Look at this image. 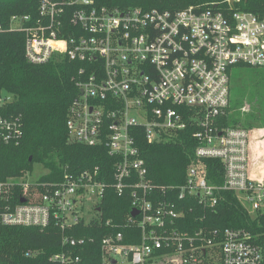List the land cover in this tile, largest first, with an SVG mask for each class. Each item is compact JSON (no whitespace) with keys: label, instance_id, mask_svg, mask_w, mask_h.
Instances as JSON below:
<instances>
[{"label":"built area","instance_id":"2783aa9c","mask_svg":"<svg viewBox=\"0 0 264 264\" xmlns=\"http://www.w3.org/2000/svg\"><path fill=\"white\" fill-rule=\"evenodd\" d=\"M9 28L23 34L28 63L46 64L58 55L83 65L73 78L78 93L66 121L69 138L103 146L116 160L112 189L120 196L129 187L131 211H137L124 228L139 231L137 243L125 242L131 231L103 237L102 264L262 263L259 233L227 228L190 236L176 230L181 213L167 197L171 188L147 179L130 129L142 128L148 144L174 142L186 131L194 139L184 183L175 188L179 199L195 197L213 208L220 191L232 192L252 220L264 218V147L252 154L249 131L221 123L229 114L231 68L264 69V16L225 13L216 5L122 10L102 0H38L36 17L13 16ZM10 101L0 92V144L18 145L22 120L6 114ZM207 160L222 167L219 186L208 183ZM25 174V180L0 182V226L42 230L53 223L64 233L66 250L50 261L78 262L71 250L92 239L65 232L99 222L106 183L97 179L98 168L56 182Z\"/></svg>","mask_w":264,"mask_h":264},{"label":"trees","instance_id":"16d2710c","mask_svg":"<svg viewBox=\"0 0 264 264\" xmlns=\"http://www.w3.org/2000/svg\"><path fill=\"white\" fill-rule=\"evenodd\" d=\"M102 5L122 10L140 7L168 11L216 5L225 13L238 10L264 16V0H240L233 5L228 0H102ZM37 7L38 0H0V92L11 97L6 114L19 115L23 126L18 145L0 144V182L19 178L24 173L30 175L35 164L46 171L38 182L62 181L67 176L98 168L97 179L106 183L104 196L98 204L99 222L79 223L67 230L65 235L92 239L84 246L71 250L72 256L79 257L78 262L71 264H102L100 241L103 237L131 231L133 237L126 236L125 242L138 241L139 231L136 228H124L131 211L132 190L128 187L118 196L112 189L116 160L108 155L103 146L88 147L69 138L66 121L78 93L73 78L83 65L58 55L42 65L26 61L24 36L10 29L9 21L13 16L34 18ZM259 119L256 118L257 121ZM227 120L224 118L221 123L224 126L238 125L236 120L231 125ZM255 123L248 124L247 128H252ZM130 134L144 161L147 179L155 186L171 188L167 197L175 210L181 213L176 222L178 232L193 236L197 231L209 235L214 230L244 228L253 234L264 235V218L252 220L232 192L220 191L213 208L203 207L195 197L179 199L175 188L184 183L186 168L196 147L188 131L179 133L174 142L160 144L146 143L142 128H132ZM206 164L208 183L219 186L222 182L220 163L207 160ZM155 196L161 197L157 193ZM62 236L64 233L53 223L42 230L0 226V264H59L50 261V257L66 250L61 243ZM261 244V264H264V238Z\"/></svg>","mask_w":264,"mask_h":264},{"label":"rangeland","instance_id":"374dc122","mask_svg":"<svg viewBox=\"0 0 264 264\" xmlns=\"http://www.w3.org/2000/svg\"><path fill=\"white\" fill-rule=\"evenodd\" d=\"M230 0H228V3ZM235 3V2H234ZM229 114L226 116L229 125L238 121V125L246 127L250 134L252 154L258 150L263 152L264 147V69L251 67H233L229 73ZM254 150V151H253ZM46 171L40 165H33L29 180H35L45 175ZM26 179L24 173L21 177Z\"/></svg>","mask_w":264,"mask_h":264},{"label":"water","instance_id":"95a60500","mask_svg":"<svg viewBox=\"0 0 264 264\" xmlns=\"http://www.w3.org/2000/svg\"><path fill=\"white\" fill-rule=\"evenodd\" d=\"M230 5H233L234 4V0H230ZM130 216L132 218L136 217L137 216V211L135 209H133L131 212H130ZM115 262L114 261H111V264H114Z\"/></svg>","mask_w":264,"mask_h":264}]
</instances>
